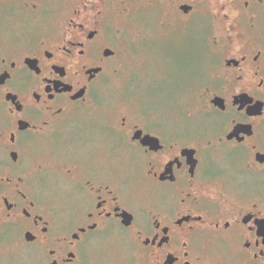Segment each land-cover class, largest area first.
Segmentation results:
<instances>
[{
  "label": "flooded vegetation",
  "instance_id": "af4514ba",
  "mask_svg": "<svg viewBox=\"0 0 264 264\" xmlns=\"http://www.w3.org/2000/svg\"><path fill=\"white\" fill-rule=\"evenodd\" d=\"M143 1L0 0V264H264V0H218L193 70Z\"/></svg>",
  "mask_w": 264,
  "mask_h": 264
},
{
  "label": "rangeland",
  "instance_id": "374dc122",
  "mask_svg": "<svg viewBox=\"0 0 264 264\" xmlns=\"http://www.w3.org/2000/svg\"><path fill=\"white\" fill-rule=\"evenodd\" d=\"M184 3L193 6L191 17L188 19H183L181 17L183 13L173 8L174 5ZM217 8L218 0H171V4L167 0H144L141 4H133L129 12L122 16L132 18L130 32L147 34L149 38L154 36L151 41H148V44L152 46L149 45L148 50H152L156 65L164 69L172 66L171 69L176 67L180 70L182 66L191 64V70H193L194 67L199 69L204 66L206 53L203 37L207 33L208 25L210 24L211 31H208L210 34L220 32V24L216 19ZM32 16L25 15L26 21H20L21 31L25 24L33 20ZM118 16L120 17L116 13L117 18ZM162 20L163 26L160 25ZM122 21L118 18L115 23L120 24ZM144 50L147 48L142 47L140 41L136 42V46L132 49V52L136 54L130 55L129 58L124 56V64H135V60L141 57ZM181 72L184 70L182 69Z\"/></svg>",
  "mask_w": 264,
  "mask_h": 264
},
{
  "label": "water",
  "instance_id": "95a60500",
  "mask_svg": "<svg viewBox=\"0 0 264 264\" xmlns=\"http://www.w3.org/2000/svg\"><path fill=\"white\" fill-rule=\"evenodd\" d=\"M181 9L183 10V11H188L189 9H191L190 7H188V6H181Z\"/></svg>",
  "mask_w": 264,
  "mask_h": 264
}]
</instances>
